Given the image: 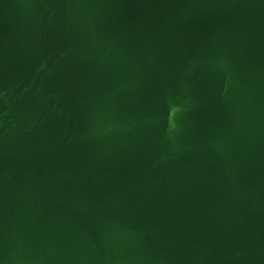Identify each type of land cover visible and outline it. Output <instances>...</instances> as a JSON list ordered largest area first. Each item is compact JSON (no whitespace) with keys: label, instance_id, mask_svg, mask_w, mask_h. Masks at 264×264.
<instances>
[{"label":"water","instance_id":"water-1","mask_svg":"<svg viewBox=\"0 0 264 264\" xmlns=\"http://www.w3.org/2000/svg\"><path fill=\"white\" fill-rule=\"evenodd\" d=\"M0 264H264V0H0Z\"/></svg>","mask_w":264,"mask_h":264}]
</instances>
